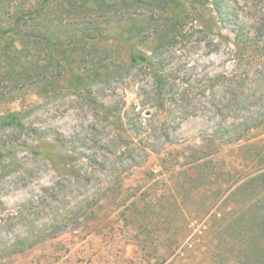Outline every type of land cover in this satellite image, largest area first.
<instances>
[{"label": "rangeland", "instance_id": "1", "mask_svg": "<svg viewBox=\"0 0 264 264\" xmlns=\"http://www.w3.org/2000/svg\"><path fill=\"white\" fill-rule=\"evenodd\" d=\"M236 13L255 41L264 0H240ZM203 36L179 42L165 62L188 100L160 109L145 67L93 87L123 126L65 80L0 103V116L21 111L25 125L0 130V148L13 147L0 159V264H167L156 249L175 229L196 246V264H242L247 252L235 254L232 236L240 222L249 234L252 207L264 204V48L240 54L225 26ZM24 141L57 159L20 149ZM180 184L188 190L177 208Z\"/></svg>", "mask_w": 264, "mask_h": 264}, {"label": "trees", "instance_id": "2", "mask_svg": "<svg viewBox=\"0 0 264 264\" xmlns=\"http://www.w3.org/2000/svg\"><path fill=\"white\" fill-rule=\"evenodd\" d=\"M239 2L0 0V43L10 40L0 51V85L3 84L0 86V103L14 99L18 88L23 86L36 87L39 94L45 95L55 92L59 82L65 80L69 90L84 94L92 105H100L111 121L123 126L120 109L100 104L93 87L107 85L112 79L122 78L139 67L149 70L155 86L154 98L160 109H164L166 103L173 105L177 100H188V90L173 91L172 86L180 78L165 68L169 50L179 42L192 38L201 41L203 34L225 26L236 32L235 45L240 54L244 55L256 46L264 48V39L259 40V36L264 35V20L255 25V41L251 42L237 20ZM23 119L21 111L5 113L0 116V130L23 128ZM127 123L136 128L141 126L131 119ZM18 147L36 157L57 159L56 154L44 146H33L24 141ZM10 153H13V147L7 151L0 148V159ZM255 179L246 180L238 190H249ZM176 190L173 203L179 208L177 195L184 196L188 189L180 184ZM251 212L247 218L251 222L250 233L241 235L247 229L241 222L235 228L232 236L234 242L238 241L235 254L247 252L246 258L240 260L242 264H264V204L254 205ZM184 239L177 229L161 239L156 251L163 257L162 262L196 264L191 258L196 246L189 249V244H183ZM166 240L169 241L167 244ZM222 261L214 256L210 262L221 264Z\"/></svg>", "mask_w": 264, "mask_h": 264}]
</instances>
